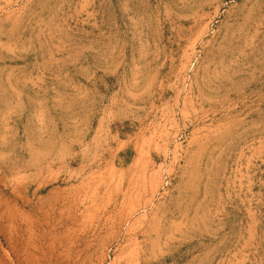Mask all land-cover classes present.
Segmentation results:
<instances>
[{
    "label": "rangeland",
    "instance_id": "obj_1",
    "mask_svg": "<svg viewBox=\"0 0 264 264\" xmlns=\"http://www.w3.org/2000/svg\"><path fill=\"white\" fill-rule=\"evenodd\" d=\"M0 264H264V0H0Z\"/></svg>",
    "mask_w": 264,
    "mask_h": 264
},
{
    "label": "bare ground",
    "instance_id": "obj_2",
    "mask_svg": "<svg viewBox=\"0 0 264 264\" xmlns=\"http://www.w3.org/2000/svg\"><path fill=\"white\" fill-rule=\"evenodd\" d=\"M93 240V239H92ZM86 249H87V247H86ZM80 253V252H79ZM83 255V254H82ZM77 258V257H76ZM80 259V258H79Z\"/></svg>",
    "mask_w": 264,
    "mask_h": 264
}]
</instances>
